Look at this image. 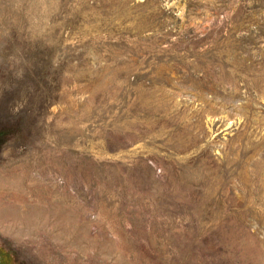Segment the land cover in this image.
<instances>
[{"label": "rangeland", "instance_id": "rangeland-1", "mask_svg": "<svg viewBox=\"0 0 264 264\" xmlns=\"http://www.w3.org/2000/svg\"><path fill=\"white\" fill-rule=\"evenodd\" d=\"M0 264H264V0H0Z\"/></svg>", "mask_w": 264, "mask_h": 264}]
</instances>
